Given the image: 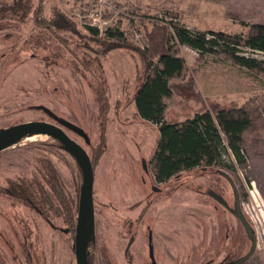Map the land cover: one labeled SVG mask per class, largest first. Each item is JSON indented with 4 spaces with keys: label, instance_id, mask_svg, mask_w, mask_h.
Here are the masks:
<instances>
[{
    "label": "rangeland",
    "instance_id": "1",
    "mask_svg": "<svg viewBox=\"0 0 264 264\" xmlns=\"http://www.w3.org/2000/svg\"><path fill=\"white\" fill-rule=\"evenodd\" d=\"M11 3L0 0V6ZM40 3L44 16L57 8L78 32L37 25ZM172 21L241 34L244 40L253 24L264 25V0H33L23 19L9 12L0 19V130L30 120L55 122L43 109L48 108L89 136L87 143L64 127L95 163L89 264H148L150 234L158 264L233 262L252 246L236 215L237 203L257 242L243 264H264V61L249 68L228 53L202 57L191 46L178 45L185 67L170 78L165 119L183 122L204 109L237 103L251 120L242 135L246 162L202 165L159 182L158 125L142 119L134 102L146 70L138 48H147L153 24ZM88 26L132 45L100 54L105 47ZM240 46L245 56L264 60V52ZM48 162L60 173L66 193L80 198L81 167L58 139L34 134L0 153V264H77L75 231L62 215L52 209L46 218L2 191L9 181L45 183Z\"/></svg>",
    "mask_w": 264,
    "mask_h": 264
},
{
    "label": "trees",
    "instance_id": "2",
    "mask_svg": "<svg viewBox=\"0 0 264 264\" xmlns=\"http://www.w3.org/2000/svg\"><path fill=\"white\" fill-rule=\"evenodd\" d=\"M32 6L33 0H12L11 4H2L0 19L6 17L9 12L23 19L30 13ZM35 22L49 31L67 29L78 32L75 23L57 8L51 17L44 16L42 3L36 7ZM252 27L254 32L244 40L241 34L191 29L173 21L156 22L147 33V48H138L146 60V70L134 102L142 119L158 125L159 142L154 155L157 181H167L202 165L208 167L219 162L226 165L228 161L230 167H233L235 162H246L242 135L251 120L237 103L204 109L183 122H177L165 119L164 98L173 93L170 78L185 67V59L176 54L178 45H189L202 57L224 52L231 54L241 65L249 68L260 66L264 60L245 56L242 54L243 47L240 46L244 43L248 49L264 52V25L253 24ZM88 28L105 47L102 48L103 51L100 50V54H107L110 49L121 45H132L126 40L121 42L116 39L115 34L101 36L98 28ZM154 57L158 58V62L155 63ZM158 63L159 65H156ZM151 69L154 70L153 74L150 73ZM92 162L95 166L94 160ZM2 191L14 201L27 205L46 218L50 210H56L67 221L70 230L75 231L79 197L74 200L66 193L62 177L51 162L46 166L45 183L29 180L9 181Z\"/></svg>",
    "mask_w": 264,
    "mask_h": 264
},
{
    "label": "water",
    "instance_id": "3",
    "mask_svg": "<svg viewBox=\"0 0 264 264\" xmlns=\"http://www.w3.org/2000/svg\"><path fill=\"white\" fill-rule=\"evenodd\" d=\"M43 109L50 117L55 120V122L47 120H30L10 125L1 129L0 153L7 147L13 145L18 140H21L24 137L31 136L34 134H44L50 135L58 139L64 145L66 150L75 157L82 170L83 184L77 211L74 249L76 255V263L89 264L87 259V248L95 227L94 164L92 162L91 156L89 155L85 147H83L79 142L71 138L65 131L64 127L74 132H77L78 134L83 136L87 143L90 142V138L81 127L71 123L65 118L58 117L48 108ZM231 182L237 194L236 187L232 180ZM154 190H157V187L154 186ZM211 194L220 203H222L226 207L228 206L226 200L221 195L213 191L211 192ZM236 198V200H238V196ZM236 215L242 221L248 232H252L251 224L246 218V216L243 214L241 207L238 205V203L236 205ZM256 244L257 242L254 238L251 249L247 254L233 262H222L216 264H243L254 253ZM150 248L152 251V245H150Z\"/></svg>",
    "mask_w": 264,
    "mask_h": 264
},
{
    "label": "flooded vegetation",
    "instance_id": "4",
    "mask_svg": "<svg viewBox=\"0 0 264 264\" xmlns=\"http://www.w3.org/2000/svg\"><path fill=\"white\" fill-rule=\"evenodd\" d=\"M244 228H245V226H244ZM251 228H252V232H248V230L245 228V231H246V233L248 234V236L250 237V239L252 240V244H253V239H254V237H255V234L253 233V226H252V224H251ZM151 239H152V236H151V234H150V245H152V247H153V249H152V251H151V248H150V250H149V263L148 264H158V262L156 261V258H155V255H158V250L156 249V250H154V246H153V244L151 243ZM131 245V244H130ZM256 246H257V244H256ZM255 249H256V247H255ZM128 250H129V247L126 249V251L128 252ZM156 251H157V254H156ZM253 255V254H252ZM251 255V256H252ZM250 256V257H251ZM249 257V258H250Z\"/></svg>",
    "mask_w": 264,
    "mask_h": 264
},
{
    "label": "bare ground",
    "instance_id": "5",
    "mask_svg": "<svg viewBox=\"0 0 264 264\" xmlns=\"http://www.w3.org/2000/svg\"><path fill=\"white\" fill-rule=\"evenodd\" d=\"M34 137V136H33Z\"/></svg>",
    "mask_w": 264,
    "mask_h": 264
}]
</instances>
